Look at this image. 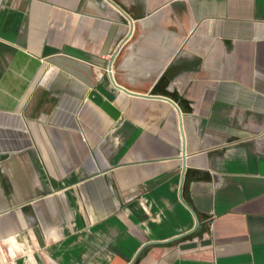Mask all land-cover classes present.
Listing matches in <instances>:
<instances>
[{
  "label": "crops",
  "instance_id": "0c3cea01",
  "mask_svg": "<svg viewBox=\"0 0 264 264\" xmlns=\"http://www.w3.org/2000/svg\"><path fill=\"white\" fill-rule=\"evenodd\" d=\"M138 253L264 264V0H0V264Z\"/></svg>",
  "mask_w": 264,
  "mask_h": 264
},
{
  "label": "water",
  "instance_id": "95a60500",
  "mask_svg": "<svg viewBox=\"0 0 264 264\" xmlns=\"http://www.w3.org/2000/svg\"><path fill=\"white\" fill-rule=\"evenodd\" d=\"M168 101L172 102L171 100H168ZM172 103H173V102H172ZM173 104H174V103H173ZM192 212H193V211H192ZM193 214H194V216H196V214H195L194 212H193ZM199 225H200V222H199L198 218L196 217V227L198 228ZM139 253H140V252H139ZM139 253L136 255V257L132 260V262H131L130 264H135V262H136V260H137V258H138Z\"/></svg>",
  "mask_w": 264,
  "mask_h": 264
}]
</instances>
